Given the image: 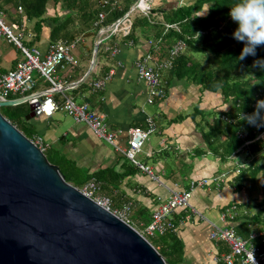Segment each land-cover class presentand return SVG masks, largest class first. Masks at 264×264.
<instances>
[{
	"label": "crops",
	"instance_id": "crops-1",
	"mask_svg": "<svg viewBox=\"0 0 264 264\" xmlns=\"http://www.w3.org/2000/svg\"><path fill=\"white\" fill-rule=\"evenodd\" d=\"M163 2L166 1L156 0L159 6L165 5ZM175 3L173 0L165 6ZM0 7L7 12L13 10L17 13L19 6L8 0H0ZM18 15L20 19L23 18V15ZM52 16H55L54 2L48 6L47 17ZM26 23L29 33L34 37L31 30L33 23ZM43 30L41 40L35 47L46 52L50 44L49 30L46 27ZM97 36L81 37L74 51L77 66L59 71H64L61 75L58 72L59 80L66 84L64 94L73 97L79 105L87 103L93 112L101 115L109 129L119 133L117 141L121 145L127 144L130 130L147 128L148 120H152L156 129L138 154L141 159L137 160L151 167L169 189H188L193 180L224 173L232 169L236 161L246 159V155L242 158L240 155L223 161L210 153L204 154L207 150L204 133L208 128L202 117L212 120L208 117L214 111H227L230 108L221 94L202 92L198 86L172 78L169 71L165 70L162 81L166 96L149 102L147 85L139 79L135 65L137 60L148 54L157 58H154V62L166 55L161 50L159 53V49L156 51L159 44L155 37L139 32L130 42L118 36L115 41L118 53L111 56L104 46L99 47L92 68ZM17 62L9 69L0 68V72L15 68ZM111 73L105 89L93 91L91 84ZM39 85L41 89H36V93L48 88ZM54 98L59 104L63 103L62 93L55 94ZM197 111L202 113L194 118ZM70 117L63 109H59L50 118L37 117L33 124L37 135L49 144V149L59 151L90 175L112 171L114 185L105 190V185H101L103 194L113 200L115 208L132 201L135 211L148 209L153 213L158 203L157 197L167 198L168 188L160 186L114 147L96 136L86 124L76 123ZM231 180L220 187H197L192 203L210 221L218 223L220 215L227 208L238 205L237 217L227 220L223 225L233 227L239 235L249 234L246 238L249 244L261 249L264 246V219L256 223L252 218L259 211L258 203L264 200L262 178L259 176L256 182H246L242 187L231 183ZM174 219L178 225L175 232L184 246V264H225L223 256L228 252V247L210 239L209 222L188 218L185 210L178 211Z\"/></svg>",
	"mask_w": 264,
	"mask_h": 264
},
{
	"label": "trees",
	"instance_id": "trees-1",
	"mask_svg": "<svg viewBox=\"0 0 264 264\" xmlns=\"http://www.w3.org/2000/svg\"><path fill=\"white\" fill-rule=\"evenodd\" d=\"M8 1L23 8L20 23L24 20L33 23L31 30L35 36L30 43L41 40L45 27L49 30L51 44L59 41L72 42L83 36L95 37L100 29L127 15L132 21L130 31L127 35H113L109 40L110 46L116 45L118 36L133 42L134 35L139 32L148 34L155 37L159 44L156 51L159 49V53L161 50V53L166 54L156 61L159 64L168 59L177 42H184V51L175 58L172 68L168 70L172 78L198 86L202 92L221 94L224 102L230 106L227 111H214L208 117L212 120L202 117L208 128L204 133L207 147L204 154L210 153L223 161L246 155V159L240 162L247 167L233 177L231 183L242 187L246 182H256L261 176L264 184V138L260 137L264 134V110H261L262 119L257 120L254 125L242 118L254 114L257 101L264 100V68L254 65L256 60L264 59V46L256 49V56L239 59L244 44L233 38L237 25L230 16L231 8L239 0H175L173 6L167 7L165 5L173 0H165V5L161 6L157 5L156 0H152L147 13L138 8L132 9L140 0ZM51 2L55 4V16L47 17ZM102 13L105 17L100 23L99 15ZM17 99L19 98L12 100ZM0 111L29 139L37 136L34 124L26 120L30 112L28 102L1 107ZM201 113H194V118ZM241 132L246 134L245 139L239 137ZM246 141L251 143L245 145ZM45 154L59 168L65 180L78 189L93 178L105 185L104 190L114 185L112 171L90 175L57 150L48 149ZM258 207L259 211L252 218L256 223L264 219V200L258 203ZM135 220L137 223L131 220L133 226L137 225L142 230L151 223L152 213L148 209L137 210ZM242 236L246 239L249 234ZM153 245L168 264H184V246L175 231L158 236ZM260 251L264 252V246Z\"/></svg>",
	"mask_w": 264,
	"mask_h": 264
},
{
	"label": "built area",
	"instance_id": "built-area-1",
	"mask_svg": "<svg viewBox=\"0 0 264 264\" xmlns=\"http://www.w3.org/2000/svg\"><path fill=\"white\" fill-rule=\"evenodd\" d=\"M150 1L140 0L138 6L133 9L138 8L147 13L151 8ZM17 13L23 15L21 6L18 7ZM6 16V9L0 8V40L15 45L23 54L24 60L18 61L13 69L7 72H0V102H6L13 98L24 99L35 106L34 113L36 117L50 118L57 110L63 109L76 123L86 124L96 136L114 147L127 160L158 182L160 186L168 188L151 167L137 160L138 154L156 129L152 120H148L147 128L130 130L127 144L121 145L117 141L119 133L109 129L101 115L93 112L87 103L79 105L73 97L64 94L66 84L59 80L58 72L77 66L78 61L74 51L80 44L81 37L72 42L59 41L53 44L50 43L46 52L37 47L29 49L22 43V39L28 33L26 21L24 20L21 23L16 21L8 22ZM99 17L101 23L105 15L102 13ZM131 23L132 21L127 15L112 25L100 29L97 41L99 46H104L106 52H109L111 56H115L118 53L117 45L110 46L108 41L113 35H127L130 31ZM28 38L29 41L32 38L30 33H28ZM185 46L184 42H177L171 49L168 59L162 60L159 64L153 61L154 59L150 54L137 60L135 65L137 74L139 79L147 85L150 103L166 96V88L162 81L163 71L172 68L173 61L184 51ZM112 73L94 81L91 84L93 91L105 89ZM37 79H41L42 85H48V88L40 93L35 91L39 85ZM27 93L29 94L27 95ZM57 93H62V104H59L54 98ZM239 137L245 139L246 134L241 132ZM260 137L264 138V134L260 135ZM32 141L43 153H46L49 149V144L42 136L37 135ZM250 143L251 141H246L245 145ZM246 167L244 163L236 161L233 168L224 173L193 180L188 189L168 188L169 195L167 198L157 197L158 203L153 210L151 223L142 230H136L153 245L158 236H163L169 231H176L178 225L175 222L174 215L180 210H185L188 213V218L194 217L210 223V239L212 241L227 245L229 251L223 256L225 264H264V252L260 251L258 247L250 245L248 240L241 237L233 227L223 225L227 220H234L237 217L238 205H231L227 208L220 215V222L218 223L210 221L192 203L193 193L197 187H211L213 185L220 187L239 175ZM79 190L127 224L132 225L130 220V215L133 211L132 201L124 203L121 208H115L113 200L103 194L102 185L95 178L91 179Z\"/></svg>",
	"mask_w": 264,
	"mask_h": 264
},
{
	"label": "water",
	"instance_id": "water-1",
	"mask_svg": "<svg viewBox=\"0 0 264 264\" xmlns=\"http://www.w3.org/2000/svg\"><path fill=\"white\" fill-rule=\"evenodd\" d=\"M29 106L32 121L35 106ZM0 264L168 263L132 225L68 183L0 111Z\"/></svg>",
	"mask_w": 264,
	"mask_h": 264
},
{
	"label": "clouds",
	"instance_id": "clouds-1",
	"mask_svg": "<svg viewBox=\"0 0 264 264\" xmlns=\"http://www.w3.org/2000/svg\"><path fill=\"white\" fill-rule=\"evenodd\" d=\"M230 16L237 25L233 38L244 44L239 59L256 56V49L264 46V0H239L231 8ZM254 65L264 68V59L256 60ZM261 110H264V100L257 101L254 114L242 118L254 125L262 119Z\"/></svg>",
	"mask_w": 264,
	"mask_h": 264
},
{
	"label": "rangeland",
	"instance_id": "rangeland-1",
	"mask_svg": "<svg viewBox=\"0 0 264 264\" xmlns=\"http://www.w3.org/2000/svg\"><path fill=\"white\" fill-rule=\"evenodd\" d=\"M152 1V0H151ZM150 1V2H151ZM138 6V4H136V7ZM6 20L8 22H12V21H16L19 22L21 19L19 17V15L16 13V11H6ZM137 14V13H136ZM133 15H135V13H133ZM14 18V19H13ZM20 19V20H19ZM31 25H29L30 28ZM28 33H29V29H28ZM28 33H26V36L22 39V43L28 47L29 49H32L33 47L36 46V43H30L29 42V38H28ZM82 40V38H81ZM24 60V56L23 54L20 52V50L13 44H9L4 40H0V68L2 69H9L13 63L17 62V61H22ZM64 71L59 72V75H61ZM38 83L42 84L41 79H37ZM44 87H48L47 84H44ZM37 89H41V88H37ZM29 93H27L28 95ZM77 103H79L77 101ZM70 117V116H69ZM71 119H73L72 117H70ZM74 120V119H73ZM33 124V120L30 121ZM243 157V154L241 155V158ZM137 159L140 160L141 159V155L137 156ZM136 217V211L135 209H133V212L130 215V220H132L133 222L137 221L135 220ZM133 225V223H131ZM135 225V224H134ZM136 227V228H135ZM135 229H140V227H138L137 225H135Z\"/></svg>",
	"mask_w": 264,
	"mask_h": 264
}]
</instances>
